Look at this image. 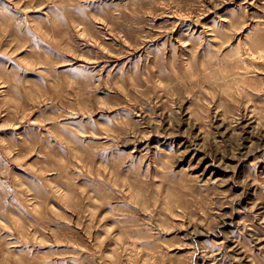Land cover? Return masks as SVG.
Returning a JSON list of instances; mask_svg holds the SVG:
<instances>
[{"label":"rangeland","instance_id":"374dc122","mask_svg":"<svg viewBox=\"0 0 264 264\" xmlns=\"http://www.w3.org/2000/svg\"><path fill=\"white\" fill-rule=\"evenodd\" d=\"M0 264H264V0H0Z\"/></svg>","mask_w":264,"mask_h":264}]
</instances>
